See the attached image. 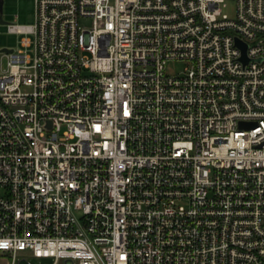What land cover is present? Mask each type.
Instances as JSON below:
<instances>
[{"label": "built area", "instance_id": "1", "mask_svg": "<svg viewBox=\"0 0 264 264\" xmlns=\"http://www.w3.org/2000/svg\"><path fill=\"white\" fill-rule=\"evenodd\" d=\"M34 2L0 20V257L264 264V0Z\"/></svg>", "mask_w": 264, "mask_h": 264}, {"label": "rangeland", "instance_id": "2", "mask_svg": "<svg viewBox=\"0 0 264 264\" xmlns=\"http://www.w3.org/2000/svg\"><path fill=\"white\" fill-rule=\"evenodd\" d=\"M34 0H5L4 19L7 22H17L21 24H31L34 22ZM84 25L89 26V21H84ZM22 35L8 31L7 24L0 25V50L4 48H20ZM8 59L0 54V70L7 68ZM186 63L174 62L169 66L170 72H180L185 69ZM0 264H8L6 257H0ZM35 264H40L35 260Z\"/></svg>", "mask_w": 264, "mask_h": 264}, {"label": "water", "instance_id": "3", "mask_svg": "<svg viewBox=\"0 0 264 264\" xmlns=\"http://www.w3.org/2000/svg\"><path fill=\"white\" fill-rule=\"evenodd\" d=\"M4 4H5V0H0V11H1V17L0 20L2 23H6L7 21L4 19L3 17V13H4ZM3 50L5 51H12V49L10 48H4Z\"/></svg>", "mask_w": 264, "mask_h": 264}]
</instances>
